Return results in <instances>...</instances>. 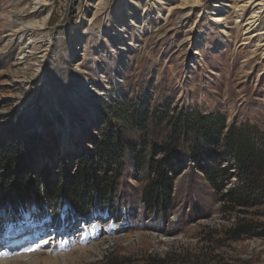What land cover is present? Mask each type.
<instances>
[{
  "label": "rangeland",
  "instance_id": "1",
  "mask_svg": "<svg viewBox=\"0 0 264 264\" xmlns=\"http://www.w3.org/2000/svg\"><path fill=\"white\" fill-rule=\"evenodd\" d=\"M99 1L33 7L35 0H0V195L6 187L12 197L26 196L0 205V238L46 231L27 249L0 246V258L37 252L25 260L264 264V196L235 202V167L217 178L218 186L202 171L218 149L214 134L173 143L172 125L161 116L197 110L222 114L225 130L247 124L264 132V0ZM254 15L260 19L253 22ZM43 19L33 30L15 24ZM126 103L146 111L143 125L119 122ZM107 134H119L127 148L114 166L116 188L105 203L95 201L104 209L82 217L68 190L58 196L50 188L74 177L81 158L99 160L97 144ZM134 150L142 151L141 162ZM190 150H202L199 159ZM166 157L179 171L169 174L171 203L151 208L143 197L156 177L150 163ZM262 173L264 181V167ZM52 226L68 236L49 245ZM73 248L53 261L40 251Z\"/></svg>",
  "mask_w": 264,
  "mask_h": 264
},
{
  "label": "trees",
  "instance_id": "2",
  "mask_svg": "<svg viewBox=\"0 0 264 264\" xmlns=\"http://www.w3.org/2000/svg\"><path fill=\"white\" fill-rule=\"evenodd\" d=\"M120 107L122 111L116 117L121 123L132 124L139 121L140 125H143L147 119L146 111L130 106L129 103ZM161 116L167 124L172 125L169 137L173 143L181 139L190 140L195 136V141L197 139L202 141L207 134H214L215 146L218 149L212 155L213 163L202 166V171L210 181L218 186L217 178L226 176L232 170V166L235 167L240 179V187L230 192L235 202L248 204L249 200H258L259 195L264 196V181H262L264 132L247 124H232L225 130L226 119L222 114H203L197 110H181L174 115H170L168 110ZM125 144L119 134H107L97 144L99 160L87 156L81 158L77 163L75 176L64 179L61 183H53L50 188L51 194L60 196L62 189L68 190L70 197L68 199L75 208L73 211L81 216H88L97 209H104L105 204L97 205L95 201L102 198L105 203L108 194L115 190L119 171L114 166L122 164L127 149ZM11 150L14 149L11 148ZM193 151L190 150V158L199 159L202 150L194 151L192 154ZM133 152L137 155L136 159L140 161L142 151L134 150ZM224 162H227V165L222 166ZM150 165L151 172H155L156 177L151 179L146 186L143 194L144 201L151 208L170 205L173 177L169 174L172 172V175H176L179 171L172 169L167 157L157 161L152 159ZM35 180L42 181L40 177ZM21 188L24 192H28L23 185ZM12 191L13 189L9 190L5 187L0 195V205H5L16 198L25 199L26 196H21L22 192H19L18 197H12ZM256 191L260 193L257 195L254 193ZM16 203L23 204V202Z\"/></svg>",
  "mask_w": 264,
  "mask_h": 264
},
{
  "label": "bare ground",
  "instance_id": "3",
  "mask_svg": "<svg viewBox=\"0 0 264 264\" xmlns=\"http://www.w3.org/2000/svg\"><path fill=\"white\" fill-rule=\"evenodd\" d=\"M41 1H45V0H35V2H34V6L33 7H37V5H38V2H41ZM46 3V2H45ZM99 3H101V0L99 1ZM20 15V17L19 18H23L22 16V14H19ZM28 15H30V14H28ZM219 17V16H218ZM46 19V18H45ZM45 19H43V20H29L28 22H25V21H20V22H18L17 20L15 21V24H17V26L20 28V29H23V28H29L30 30H33V29H36L37 27H41L42 25H44L45 24ZM217 19H221V18H217ZM260 19V17H258V15H254V16H252V19L251 20H253V22L254 21H257V20H259ZM14 22V21H13ZM251 27H249V29H250ZM261 33V32H260ZM259 33H253L251 36H249V37H247V38H251L253 35H258ZM247 42V41H246ZM26 52H27V50L26 49H23L22 50V52H21V54H23V56L25 57V54H26ZM37 221L39 222V224H40V226H45L46 224H43V222H42V220H38L37 219ZM44 233H46V231H44L42 234H44ZM41 234V235H42ZM54 234L55 233H53V234H51V235H49L48 237H45V238H48V240L47 241H49L48 242V244L50 245V243H54V241L52 240V239H54L55 238V240H56V238H59L60 236H61V234H63L62 232H60V233H58L57 235H55V237H54ZM84 234V233H83ZM77 235V234H76ZM80 235V234H79ZM44 238V239H45ZM4 239V238H3ZM3 239H0V240H3ZM83 239H85V238H83ZM80 245V244H79ZM40 247H44V246H40ZM75 248H79L80 250H82V251H84V252H92L93 250H94V248L93 247H88V248H86V247H84V246H77V247H75ZM75 248H73V249H70V251H62L60 254H58V253H56V252H54V249H47V250H40L42 253H47L46 254V259H44V260H48V261H53L54 260V258H56V260L57 259H59V258H64V257H67L66 255H70V253L72 252V251H74L75 250ZM49 251H51L52 253H54V254H50V252ZM36 253L37 252H35V253H24V254H22V255H19V256H17V257H15V258H13L12 260H9V259H4V258H0V263H2V264H7V263H12V262H14L15 264H31V260H30V262H29V260L27 261V260H25V258L27 257V256H30V255H36ZM76 253V252H75ZM73 255V254H72ZM0 257H1V255H0ZM44 257V256H43ZM7 258V257H6ZM68 258V257H67ZM6 261V262H5Z\"/></svg>",
  "mask_w": 264,
  "mask_h": 264
},
{
  "label": "clouds",
  "instance_id": "4",
  "mask_svg": "<svg viewBox=\"0 0 264 264\" xmlns=\"http://www.w3.org/2000/svg\"><path fill=\"white\" fill-rule=\"evenodd\" d=\"M99 211H100V209H99ZM79 216H81V215H79ZM83 217V216H82ZM79 222L78 223H81V222H86V221H88V219H81V220H78ZM64 223H65V221H64Z\"/></svg>",
  "mask_w": 264,
  "mask_h": 264
}]
</instances>
